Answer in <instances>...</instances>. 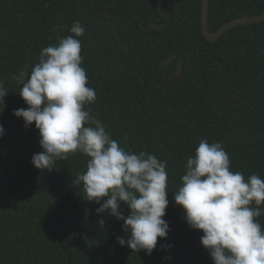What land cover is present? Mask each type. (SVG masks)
I'll return each instance as SVG.
<instances>
[{
    "label": "trees",
    "instance_id": "16d2710c",
    "mask_svg": "<svg viewBox=\"0 0 264 264\" xmlns=\"http://www.w3.org/2000/svg\"><path fill=\"white\" fill-rule=\"evenodd\" d=\"M262 12L264 0H208V28ZM200 13L201 0H0V82L8 91L0 100V264H213L174 193L201 139L222 142L230 170L245 180L264 179V20L209 41ZM75 21L85 28L81 66L97 97L85 110L125 150L167 162L170 231L151 255L121 246L116 237L130 235L123 221L98 214L74 183L89 157L77 152L37 169L39 130L13 114L28 107L13 76L30 73L42 48L71 35ZM179 62L180 76L164 85ZM256 219L264 230V214Z\"/></svg>",
    "mask_w": 264,
    "mask_h": 264
},
{
    "label": "clouds",
    "instance_id": "9594fccd",
    "mask_svg": "<svg viewBox=\"0 0 264 264\" xmlns=\"http://www.w3.org/2000/svg\"><path fill=\"white\" fill-rule=\"evenodd\" d=\"M69 32L58 45L42 48L30 73L21 70L13 76L23 85L19 94L28 105L13 114L23 118L26 128L34 122L39 130L43 151L33 154L31 161L37 169L52 170L57 161L77 152L89 157L86 171L77 174L74 183L82 184L87 201L99 205L98 214L107 211L123 221L122 230L130 235L116 237L121 246L151 255L158 238H167L170 231L164 219L169 204L167 162L144 151L125 150L85 110L97 98L81 66L78 38L85 28L75 21ZM7 92L0 82L3 102ZM4 132L0 124V137ZM230 164L222 142L201 139L195 155L187 159L175 203L183 207L189 227L203 232L200 242L213 264H264V230L256 219L264 209L250 207L264 204V179L252 174L245 180L243 173L230 170ZM122 204L129 215L123 214Z\"/></svg>",
    "mask_w": 264,
    "mask_h": 264
},
{
    "label": "water",
    "instance_id": "95a60500",
    "mask_svg": "<svg viewBox=\"0 0 264 264\" xmlns=\"http://www.w3.org/2000/svg\"><path fill=\"white\" fill-rule=\"evenodd\" d=\"M208 0H201V13H200V27H201V33L203 37L206 40L213 41L216 40L220 35H222L226 30L236 26V25H242V24H250L254 22H259L264 20V12L253 15V16H242V17H237L233 18L224 24H222L219 28H217L215 31L211 32L208 28ZM154 27L159 28V25H154ZM173 56L170 58L165 59L164 61L161 62V64H165L168 62H171L173 60ZM181 69L182 65L181 62H179L176 65L175 70L173 73L166 78L164 81V85H167L171 83L172 81L176 80L180 74H181Z\"/></svg>",
    "mask_w": 264,
    "mask_h": 264
}]
</instances>
